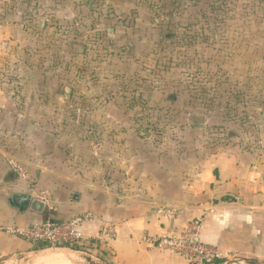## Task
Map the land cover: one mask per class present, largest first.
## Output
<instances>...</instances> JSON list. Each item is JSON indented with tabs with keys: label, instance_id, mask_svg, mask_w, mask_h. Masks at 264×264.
<instances>
[{
	"label": "rangeland",
	"instance_id": "1",
	"mask_svg": "<svg viewBox=\"0 0 264 264\" xmlns=\"http://www.w3.org/2000/svg\"><path fill=\"white\" fill-rule=\"evenodd\" d=\"M83 1L0 0V34L3 30L17 38L14 46L22 51V61L40 68L28 72L26 80L34 75L36 84L42 82L39 88L43 83L55 88L49 91V104L25 99L23 107L51 118L39 123L63 148L83 147L85 159L98 163L102 151L103 156L110 153L118 130L131 127L130 119L97 124L83 118L81 100L100 92L108 114L117 112L124 96L134 112L135 98L142 93L151 111L148 120L134 126L139 149L164 164L180 155L190 160L226 142L245 146L258 138L264 112V0H100L97 10L82 7ZM169 34L173 37L166 41ZM8 65L13 67V61ZM15 78L7 75L4 81L14 83ZM2 80L1 60V88ZM68 88L70 101L64 93ZM86 107L94 111V105ZM100 127L104 135L98 133ZM24 166L29 178L22 180L31 184ZM109 166L105 172L119 168ZM56 244L36 252L32 263L48 264L41 259L50 256L52 264H75L66 252H54Z\"/></svg>",
	"mask_w": 264,
	"mask_h": 264
},
{
	"label": "crops",
	"instance_id": "2",
	"mask_svg": "<svg viewBox=\"0 0 264 264\" xmlns=\"http://www.w3.org/2000/svg\"><path fill=\"white\" fill-rule=\"evenodd\" d=\"M106 3L111 6L112 2ZM101 4L100 0H86L82 7L97 10ZM41 22L46 28V22ZM16 43L17 38L2 30L0 264H33V256L40 251L34 249L32 240L11 232L10 228L25 229L35 222L65 223L82 214L93 216L80 228L84 246L77 250L61 247L54 251L66 252L70 263L192 264L186 255L161 250L150 240L166 235L173 228L180 229L195 218H203L201 238L220 256L213 259L214 264L239 256L264 255L263 124L258 138L249 145L226 142L217 148L201 150L190 160L180 155L172 164L161 163L141 151L140 137L133 128L127 127L128 131L118 130L120 133L115 136L117 141L109 154L103 156L102 151L97 158L100 161L90 163V157L85 159L83 147L63 148L47 125L39 123L42 117L46 121L51 120L50 117L23 107L25 99L29 104H49L53 99L49 91L53 87L43 83L47 86L39 88L42 82L36 84L34 75L26 80L28 72H38L40 68L28 60L22 61V51L14 46ZM9 61H13V67L8 65ZM43 69L42 73L48 72V68ZM11 74L16 82L4 81V77ZM15 83L20 87L14 86ZM25 83L29 86H23L24 91L19 90ZM84 89L87 91L88 87ZM98 95L81 100L86 121L98 124L116 119L121 123L130 119L131 112L123 101L114 103L116 113H104L102 107L106 100L102 92ZM65 99L72 100L66 96ZM87 104L94 105L93 112H87ZM98 131L102 133L103 129L100 127ZM11 157L26 165L31 184L11 168L8 163ZM110 164L112 169L113 164L119 168L105 172ZM34 190L45 192L48 198L35 195ZM23 194L29 195L30 201L27 207L21 208L14 197ZM159 207H170L175 213L159 214ZM107 225L115 227L112 241L98 239ZM72 255L77 256L76 261L70 259ZM42 259L41 262L45 259L48 264L54 261L50 256Z\"/></svg>",
	"mask_w": 264,
	"mask_h": 264
},
{
	"label": "built area",
	"instance_id": "3",
	"mask_svg": "<svg viewBox=\"0 0 264 264\" xmlns=\"http://www.w3.org/2000/svg\"><path fill=\"white\" fill-rule=\"evenodd\" d=\"M8 163L21 179L27 180L29 178V174L20 160L10 158ZM43 198H45L44 195ZM158 213L172 215L175 212L170 207H159ZM92 218V214H83L65 223L35 222L28 228H10V231L30 240H43L50 244L75 241L82 248L85 242L82 240L83 235L80 228ZM202 224L203 218H195L180 229L173 228L166 235L152 238L150 241L161 250L186 255L192 264H209L214 258L220 256L202 240ZM115 235V227L107 225L98 235V239L112 241Z\"/></svg>",
	"mask_w": 264,
	"mask_h": 264
},
{
	"label": "trees",
	"instance_id": "4",
	"mask_svg": "<svg viewBox=\"0 0 264 264\" xmlns=\"http://www.w3.org/2000/svg\"><path fill=\"white\" fill-rule=\"evenodd\" d=\"M142 93H140V96H136V108H135V111L131 112V115H130V120H131V127L133 128L134 130V133L138 134V130L137 128H135L134 126H136L135 124L138 123L139 120H148V117H149V112L151 111L150 107L148 106V102L146 100V98L142 97L141 96ZM125 97V100L123 101L124 104L126 105V107L128 108V110H132L131 108V104L127 101V96H124ZM129 100H131V98H129ZM133 101V100H132ZM142 113V114H141ZM145 113V114H144ZM144 116V118H140V116ZM257 126V125H256ZM225 199H230L229 197H226ZM33 242V246H34V249L35 250H43V249H46V248H50V247H53L52 244H50L49 242H46V241H43V240H32ZM56 247H68V248H71V249H74V250H77L79 249L81 246L79 245H73L71 244V242H62V243H58L56 244ZM222 261H218L217 264L221 263Z\"/></svg>",
	"mask_w": 264,
	"mask_h": 264
},
{
	"label": "water",
	"instance_id": "5",
	"mask_svg": "<svg viewBox=\"0 0 264 264\" xmlns=\"http://www.w3.org/2000/svg\"><path fill=\"white\" fill-rule=\"evenodd\" d=\"M173 35L169 34L166 36V41H169ZM71 89L66 90L65 96L66 98H70ZM260 122L264 125V112L260 117ZM30 201L29 195H17L14 197V202L21 208L27 207ZM221 264H264V260L258 258H247V257H236L232 260L227 259L223 261Z\"/></svg>",
	"mask_w": 264,
	"mask_h": 264
}]
</instances>
